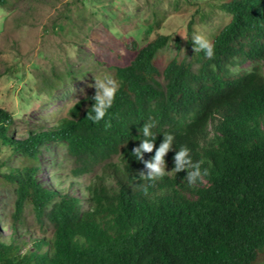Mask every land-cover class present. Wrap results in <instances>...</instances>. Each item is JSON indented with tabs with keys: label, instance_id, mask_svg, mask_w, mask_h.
Here are the masks:
<instances>
[{
	"label": "trees",
	"instance_id": "1",
	"mask_svg": "<svg viewBox=\"0 0 264 264\" xmlns=\"http://www.w3.org/2000/svg\"><path fill=\"white\" fill-rule=\"evenodd\" d=\"M219 1L229 19L210 40L212 59L194 51L160 69L155 55L169 35L141 46L122 37L129 56L112 66L119 90L97 123L87 118L94 103L87 96L54 124L17 137L10 133L12 114L0 107V145L23 159L2 174L15 186V209L9 240L0 238V264H257L264 251V0ZM149 121L158 133L144 160L162 132H172L177 149L165 156L170 168L175 151L187 146L208 174L192 187L184 170L143 179L146 167L131 150ZM47 142L63 144L72 160L67 187L38 179ZM97 165L103 175L75 193L78 179ZM25 203L52 226L31 247L21 225Z\"/></svg>",
	"mask_w": 264,
	"mask_h": 264
},
{
	"label": "rangeland",
	"instance_id": "2",
	"mask_svg": "<svg viewBox=\"0 0 264 264\" xmlns=\"http://www.w3.org/2000/svg\"><path fill=\"white\" fill-rule=\"evenodd\" d=\"M228 19L219 0H8L0 6V107L12 114L10 133L20 137L54 124L76 101L94 96V79L106 73L114 78L112 66L129 56L122 37H133L141 46L157 34L169 35L155 55L161 69L171 57L190 59L192 36L204 34L211 40ZM22 160L18 152L0 145V238L5 241L11 233L15 186L2 174ZM112 160L117 162L118 156ZM39 163V180L67 187L73 163L63 144L42 145ZM166 170H171L167 163ZM103 173V165H97L73 190L83 194V187ZM105 178L112 182L110 175ZM21 218L26 247L51 235L47 218L36 217L29 203L23 205ZM263 262L264 251L257 264Z\"/></svg>",
	"mask_w": 264,
	"mask_h": 264
},
{
	"label": "clouds",
	"instance_id": "3",
	"mask_svg": "<svg viewBox=\"0 0 264 264\" xmlns=\"http://www.w3.org/2000/svg\"><path fill=\"white\" fill-rule=\"evenodd\" d=\"M193 49L195 52L203 51L208 59H212L215 55V45L204 35L194 34L192 36ZM94 88L96 89L92 97L94 103L91 104V110L87 112V118L93 123H97L104 119L108 109H110L116 99L119 90L118 81L110 74H105L102 78L94 79ZM156 127L155 121H149L142 125V137L138 146L133 147L131 153L137 160H141L147 173H141V177L150 182L162 179L169 174L175 176L181 170L186 172L184 178L187 180L189 187L194 186L202 176L208 174L207 168H201L204 163L203 160L193 161L191 156V149L187 146H181L175 151L173 156V167L171 170H166V154L173 148L177 149L174 145L175 134L172 132H162L163 139L158 147H155L154 154L150 159L144 160L143 153L153 152L155 141L158 132H153ZM147 191V188H145Z\"/></svg>",
	"mask_w": 264,
	"mask_h": 264
}]
</instances>
